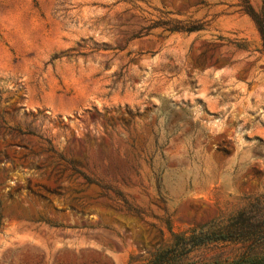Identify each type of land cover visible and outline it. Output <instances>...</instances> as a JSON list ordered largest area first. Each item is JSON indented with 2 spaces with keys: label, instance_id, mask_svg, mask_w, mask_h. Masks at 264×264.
I'll list each match as a JSON object with an SVG mask.
<instances>
[{
  "label": "rangeland",
  "instance_id": "1",
  "mask_svg": "<svg viewBox=\"0 0 264 264\" xmlns=\"http://www.w3.org/2000/svg\"><path fill=\"white\" fill-rule=\"evenodd\" d=\"M0 264H264V0H0Z\"/></svg>",
  "mask_w": 264,
  "mask_h": 264
}]
</instances>
